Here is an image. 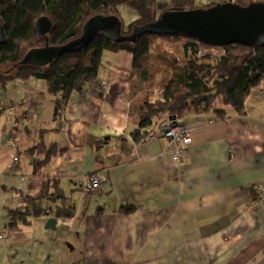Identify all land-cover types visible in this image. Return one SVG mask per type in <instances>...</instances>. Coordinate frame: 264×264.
<instances>
[{"label":"crops","instance_id":"crops-1","mask_svg":"<svg viewBox=\"0 0 264 264\" xmlns=\"http://www.w3.org/2000/svg\"><path fill=\"white\" fill-rule=\"evenodd\" d=\"M132 73L131 53L104 51L98 78L71 96L60 122L45 80L0 83V264H264V85L244 115L180 119L192 144L179 161L162 137L134 141ZM42 140L63 152L37 173ZM93 173L107 180L86 191ZM23 207L28 221L11 227L10 212Z\"/></svg>","mask_w":264,"mask_h":264},{"label":"trees","instance_id":"trees-1","mask_svg":"<svg viewBox=\"0 0 264 264\" xmlns=\"http://www.w3.org/2000/svg\"><path fill=\"white\" fill-rule=\"evenodd\" d=\"M232 2L247 6L264 0ZM126 5L137 12L138 19L127 28L122 24L123 37L139 35L144 26L155 23L165 12L208 9L215 4L198 5L195 0H0L5 37L0 45V83L45 80L55 97L54 119L60 122L71 96L82 95L98 78L103 52L126 51L133 55L128 113L138 126L135 142L160 135L168 125H181L178 121L186 114L213 112L222 120L232 113L245 114L250 93L264 85V48L234 44L221 48L222 56H202L200 44L182 36L147 34L136 41L120 42L108 35L107 28L97 29L81 42L88 23L99 17L119 20V10ZM41 18L50 23L46 34L36 28ZM32 50H37V56L47 63H26ZM166 121L167 125L154 133L156 125ZM62 152L57 143L46 145L42 140L32 151L35 171L41 172ZM53 197L65 204L60 188L55 187ZM73 213L71 208L58 211L65 218ZM35 214L40 215V211ZM28 215L25 207L10 212V226L26 223Z\"/></svg>","mask_w":264,"mask_h":264},{"label":"water","instance_id":"water-1","mask_svg":"<svg viewBox=\"0 0 264 264\" xmlns=\"http://www.w3.org/2000/svg\"><path fill=\"white\" fill-rule=\"evenodd\" d=\"M98 19L86 25L81 42H86L90 35L95 34L98 29L97 25H102ZM105 23L109 27L106 31L108 35L120 42L136 41L140 35L149 34L182 36L210 47L223 48L238 44L250 48H264V3L258 2L247 6L228 2L208 9L168 11L163 13L155 23L144 26L139 35L129 37L121 35L122 22L120 19L115 21L109 18ZM36 28L41 34H46L50 29V23L46 18H41L37 21ZM4 42V31L0 21V45ZM45 50L48 48L46 47ZM59 50L65 51V48ZM24 61L34 66L47 63V60L37 56V50L30 51ZM56 222L55 218L49 219L47 227L54 229Z\"/></svg>","mask_w":264,"mask_h":264},{"label":"built area","instance_id":"built-area-1","mask_svg":"<svg viewBox=\"0 0 264 264\" xmlns=\"http://www.w3.org/2000/svg\"><path fill=\"white\" fill-rule=\"evenodd\" d=\"M200 4H210V2H207L208 0H199ZM102 89L106 90L107 86L105 84L102 85ZM1 110V108H0ZM166 131H163L160 135L158 136H151V139H155L157 137H162L168 141V147L167 151L171 152L173 156L179 160L182 161L186 150L190 147L192 144V137L190 134V129L184 125H174V126H169ZM14 162L18 161L17 157L13 158ZM107 180V177L102 174V173H93L90 174L87 177L86 180V185H85V190L86 191H94L97 190L100 185ZM259 192H261V196L264 198V190L261 187H258ZM253 208H257V200H255L252 203Z\"/></svg>","mask_w":264,"mask_h":264},{"label":"rangeland","instance_id":"rangeland-1","mask_svg":"<svg viewBox=\"0 0 264 264\" xmlns=\"http://www.w3.org/2000/svg\"><path fill=\"white\" fill-rule=\"evenodd\" d=\"M120 13H121V17H122V19H123L124 22L120 19V16H119L120 21L123 23V25L126 24V25H124V28H127L128 27L129 23L131 22V20H129V19L132 17V15L133 14H136L137 15V12L134 9H132V8H126V7H124V8L121 7L120 10H119V14ZM200 52H201V55L202 56H207V54H205V52L203 51V49H200ZM214 52H216V51H214ZM223 54H224V51H223ZM211 56H215V55H211ZM216 56H218V55L216 54Z\"/></svg>","mask_w":264,"mask_h":264},{"label":"bare ground","instance_id":"bare-ground-1","mask_svg":"<svg viewBox=\"0 0 264 264\" xmlns=\"http://www.w3.org/2000/svg\"><path fill=\"white\" fill-rule=\"evenodd\" d=\"M196 1V3L198 4V5H207V4H200V1L199 0H195ZM207 2H210V4H215V5H217V4H224V3H228V2H232V1H230V0H208ZM214 5V6H215ZM198 9V8H197ZM109 18H104V17H101V19L99 20V23L101 22V26H100V24L99 25H97V28L99 29H103V30H105L106 28L107 29H109V27H108V25L105 23L107 20H108ZM106 31V30H105ZM188 39V38H187ZM82 40H83V38H82ZM192 40V39H191ZM195 41V40H194ZM197 42V41H196ZM200 44V43H199ZM200 46L202 47V46H206V45H202V44H200ZM206 47H210V46H206ZM213 48H221V47H213Z\"/></svg>","mask_w":264,"mask_h":264}]
</instances>
